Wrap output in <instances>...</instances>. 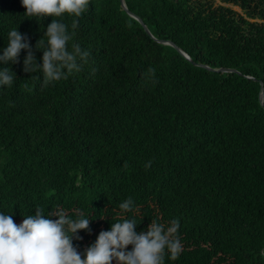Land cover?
<instances>
[{
    "label": "trees",
    "instance_id": "trees-1",
    "mask_svg": "<svg viewBox=\"0 0 264 264\" xmlns=\"http://www.w3.org/2000/svg\"><path fill=\"white\" fill-rule=\"evenodd\" d=\"M218 1L125 0L151 36L121 0H90L74 40L97 71L47 87L22 52L0 88V211L93 219L83 253L132 197L137 232L180 219L165 264H264V0ZM25 12L0 0V49L18 28L35 52L53 18Z\"/></svg>",
    "mask_w": 264,
    "mask_h": 264
},
{
    "label": "clouds",
    "instance_id": "clouds-1",
    "mask_svg": "<svg viewBox=\"0 0 264 264\" xmlns=\"http://www.w3.org/2000/svg\"><path fill=\"white\" fill-rule=\"evenodd\" d=\"M25 16L36 21H52L44 27L35 52H42V63L37 59L31 42L18 28L7 34L6 46L0 49V88L11 87L17 79L10 65L19 62L22 52L24 71L40 75L42 86L67 80L88 67L92 74V52L75 42L74 29L79 18L90 6V0H21ZM65 17L72 20L71 30ZM155 69L149 68L145 79L154 77ZM42 77V79H41ZM33 78V77H32ZM152 162L144 167L149 169ZM137 205L132 197L119 204L118 215L122 219L111 222L110 229L101 231L96 241L81 253L73 241L81 240L82 231H90L93 219L82 214L75 218L65 211L45 215L39 208L34 214L23 215L22 223L14 222L13 216L0 211V264H165L166 258L175 261L183 251L178 232L179 218L167 225L152 220L149 227L137 232L135 212ZM55 217V219H53ZM129 246L131 249L129 250Z\"/></svg>",
    "mask_w": 264,
    "mask_h": 264
},
{
    "label": "water",
    "instance_id": "water-1",
    "mask_svg": "<svg viewBox=\"0 0 264 264\" xmlns=\"http://www.w3.org/2000/svg\"><path fill=\"white\" fill-rule=\"evenodd\" d=\"M121 3H122V7L133 17V18H135V19H137L142 25H143V27H144V29H145V31L149 34V35H151L152 36V34H151V32H150V30L148 29V27L144 24V22H143V20L141 19V18H139L137 15H135V14H133L132 12H130L129 10H128V8H127V6H126V3H125V0H121ZM161 42H163V43H167V44H170V45H172V46H174L176 49H178L187 59H189L190 60V58H189V56L187 55V54H185L183 51H181L180 49H179V47H177L174 43H172V42H164V41H161ZM191 61V60H190ZM204 67H206V68H208V69H210L209 67H207V66H204ZM220 71H222V72H236L235 70H233V69H226V68H222V69H220ZM260 101H261V103L262 104H264V87H262V91H261V95H260Z\"/></svg>",
    "mask_w": 264,
    "mask_h": 264
},
{
    "label": "rangeland",
    "instance_id": "rangeland-1",
    "mask_svg": "<svg viewBox=\"0 0 264 264\" xmlns=\"http://www.w3.org/2000/svg\"><path fill=\"white\" fill-rule=\"evenodd\" d=\"M216 4L219 5L220 2H219L218 0H216ZM226 6L232 8V9H234L235 11H237V12H239V13H243V12L241 11V9H240L239 7H237V6H233V5H226ZM18 225H19V224H18Z\"/></svg>",
    "mask_w": 264,
    "mask_h": 264
}]
</instances>
